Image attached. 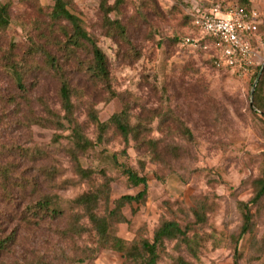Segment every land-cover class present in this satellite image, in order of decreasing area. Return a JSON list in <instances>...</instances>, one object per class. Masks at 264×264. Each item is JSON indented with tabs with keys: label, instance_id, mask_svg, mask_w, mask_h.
Segmentation results:
<instances>
[{
	"label": "rangeland",
	"instance_id": "374dc122",
	"mask_svg": "<svg viewBox=\"0 0 264 264\" xmlns=\"http://www.w3.org/2000/svg\"><path fill=\"white\" fill-rule=\"evenodd\" d=\"M107 2L111 5L114 0ZM248 2L124 0L109 13L110 20L124 27L122 38L109 36L102 26L100 0H72V11L106 56L116 94L112 98L103 84L91 80L75 63H63L77 92L74 116L85 137L94 141L97 135L87 119L88 110H95L98 121L105 123L128 106L131 124L138 125L145 140L158 144V155H150L148 144L130 140L125 146L109 129L101 144L80 156L83 169L101 170L111 179V200L143 190L130 186L124 168L146 178L144 202L124 206L121 212L128 222L113 223L97 255L81 263L89 241L61 235L67 213L39 224L26 221L24 215L41 196L69 201L87 189L78 182L67 155L69 131L45 122V106L62 115L58 83L48 69L35 68L24 78L23 99L1 68L3 58L21 57L30 40L44 43L31 29L46 22L36 5L47 9L52 0H0L10 4L11 20L0 36V168L7 170L5 182L12 194L7 198L0 189V240L11 237L8 251L0 253V264H122L123 251L135 237L151 238L160 221L190 224L194 220L190 210L195 207L204 221L189 233L194 234L190 247L166 242L159 264H179L176 258L188 264L232 263L233 237L241 225L236 203L251 199L252 181L264 171V116L255 112L252 93L259 68L264 67V0ZM211 4L237 5L254 14L257 33L249 41L254 55L243 69L217 67L209 41L206 50L184 44V39L196 37L187 15ZM45 49L62 60L54 45ZM33 58L42 61L40 54ZM87 58L86 50L78 53V61L86 63ZM259 87L264 97V79ZM183 129L190 131L192 140ZM252 213L251 233L237 244L239 264H264V200Z\"/></svg>",
	"mask_w": 264,
	"mask_h": 264
},
{
	"label": "trees",
	"instance_id": "16d2710c",
	"mask_svg": "<svg viewBox=\"0 0 264 264\" xmlns=\"http://www.w3.org/2000/svg\"><path fill=\"white\" fill-rule=\"evenodd\" d=\"M239 1L244 5L249 4L248 0ZM123 4L124 0H114L111 5L108 4L107 0H100L99 11L102 13V26L111 37L113 35L125 37V30L120 22L112 21L109 18V13L117 11ZM215 6L223 10L227 5L211 4L203 12L206 13ZM36 10L44 15L46 22L44 25L41 23V27L36 25L31 31L35 30L34 36L38 39L41 38L44 43L40 45L30 40V45L21 57L10 55L12 58L10 56L3 58L1 68L11 77L23 99L27 94L24 78L28 72L33 71L35 68L42 69L44 67L52 73L59 86L58 99L62 115L52 112L45 106L44 111L48 116L45 117V122L51 123L56 129H67L69 131L71 148L67 150V155L78 182L85 183L87 189L69 201H62L55 195L41 196L36 202L25 208L24 215L26 221L30 219V222L39 224L46 219L54 220L67 213V225L61 235L68 240L81 239L82 237L88 239V248H85V252L79 259L81 263H84L90 258L93 259L100 251L113 223L128 222L121 212L124 206L144 202L146 178L137 171L124 168L122 174L126 177L130 186H143V190L136 195H123L116 200H111L109 196L111 179L106 177L101 170L83 169L79 163L80 156L94 145L101 144L103 134L109 129H112L120 137L125 146H128L130 140L145 145L148 144L150 155H158V144L152 140H145L146 138L141 135L138 125L131 124L132 116L128 106H124L119 113L113 114L105 123L98 121L95 110H88L87 119L91 125L95 126L97 135L94 141H90L85 137L74 116L73 98L76 97L77 92L71 87L70 81L66 77L63 63L68 61L75 63L91 80L103 84L113 98L116 97V94L111 89L106 56L98 46L96 39L84 28L82 21L72 11V0H52V5L47 9L36 5ZM192 14L194 12L187 15V22L195 36H197ZM10 21V4L0 3V36L7 31ZM205 42L204 40L202 44L206 45ZM47 45H54L61 53L63 61L48 52L45 49ZM11 47H13V44H11ZM206 49L199 48L198 50ZM84 50L87 51L88 55L86 63L78 61V53ZM37 54L41 55L42 60L38 63L33 58ZM20 63L22 64L20 65ZM227 69L229 68L227 67ZM259 71L260 75H257L258 78H256L257 86L253 92V108L256 113L264 116V97L261 96L259 87L264 79V67L259 68ZM183 134L189 140H192L189 130L183 129ZM7 176L6 168H0V189L2 192L5 191L7 198H12L5 182ZM17 187L24 189L21 184H18ZM252 189L253 193L249 201L236 203L241 225L237 235L233 237L235 246L231 264H239L240 253L237 244L245 235L251 233L254 218L252 210L258 208L264 200V171L259 178L252 181ZM190 213L194 219L190 224L181 226L174 220L160 221L151 238L147 236L135 237L123 251L122 258L124 262L122 264H159L166 242H175V245L181 244L187 248L190 247L194 234L190 237L189 233L195 225L204 221L200 208L195 207L190 210ZM10 243V236L7 239L0 240V253L7 252ZM175 261L179 264H188L184 263L181 258H176Z\"/></svg>",
	"mask_w": 264,
	"mask_h": 264
},
{
	"label": "built area",
	"instance_id": "2783aa9c",
	"mask_svg": "<svg viewBox=\"0 0 264 264\" xmlns=\"http://www.w3.org/2000/svg\"><path fill=\"white\" fill-rule=\"evenodd\" d=\"M193 25L195 38L184 39V44L193 49L203 48V41H209L215 49L217 67L243 69L254 55L249 41L255 36L257 24L254 14L237 5H227L223 10L215 6L208 12L195 11Z\"/></svg>",
	"mask_w": 264,
	"mask_h": 264
},
{
	"label": "water",
	"instance_id": "95a60500",
	"mask_svg": "<svg viewBox=\"0 0 264 264\" xmlns=\"http://www.w3.org/2000/svg\"><path fill=\"white\" fill-rule=\"evenodd\" d=\"M254 92V89L252 90V93ZM251 106H252V102H251Z\"/></svg>",
	"mask_w": 264,
	"mask_h": 264
}]
</instances>
